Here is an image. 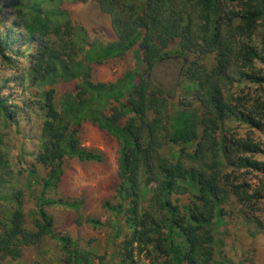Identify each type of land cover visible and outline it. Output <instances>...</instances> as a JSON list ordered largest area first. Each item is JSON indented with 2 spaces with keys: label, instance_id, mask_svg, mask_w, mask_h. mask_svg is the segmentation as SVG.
<instances>
[{
  "label": "trees",
  "instance_id": "16d2710c",
  "mask_svg": "<svg viewBox=\"0 0 264 264\" xmlns=\"http://www.w3.org/2000/svg\"><path fill=\"white\" fill-rule=\"evenodd\" d=\"M88 3L109 38L62 9ZM129 54L117 79L93 81ZM171 59L177 97L152 81ZM2 68L0 264L49 246L52 264H256L235 252L264 230V0H0ZM86 122L118 147L104 221L58 192L67 162L103 161ZM6 137L20 138L13 163ZM58 209L105 231L103 254L57 234Z\"/></svg>",
  "mask_w": 264,
  "mask_h": 264
},
{
  "label": "rangeland",
  "instance_id": "374dc122",
  "mask_svg": "<svg viewBox=\"0 0 264 264\" xmlns=\"http://www.w3.org/2000/svg\"><path fill=\"white\" fill-rule=\"evenodd\" d=\"M62 9H66L74 17L76 23L83 24L89 30L90 34L93 32L102 39L110 37V35L108 36V24L104 21L103 16L97 13L94 3L63 4ZM129 55L130 57L123 62L110 64L96 71L93 69V81L111 82L117 79L125 69L130 68L131 64H133L132 60L134 56L132 54ZM179 68L180 61L178 59H171L159 63L152 74L153 83L164 90L167 95L172 94L174 96L175 94V97H177L178 94H184V89L179 87L177 82ZM3 69H0V83L2 81L1 79L7 76V72H4L5 69ZM73 86L74 83L62 84L57 87V90L59 94H62L63 92L69 91ZM17 96L18 94L14 93L11 99ZM80 137L82 144L86 148L97 151L102 156L103 161L98 164H81L76 161L67 162L58 192L68 199L81 201L83 204L82 211L85 217L99 218L101 221H104V218L108 215L105 213L102 205L106 202L112 203L115 201L114 190L118 185V147L114 139L88 122L82 125ZM4 140L5 144L10 147H8V157L9 161L13 163L17 151L16 145L20 138L12 137L10 139L11 141H9L8 137H6ZM23 145L27 150L32 149L31 142L23 141ZM260 159L264 160V156L260 157ZM54 217L58 221L55 229L57 234L70 235L73 239H79L81 244L92 239L93 247L100 254H103L106 240L105 231L91 229L87 225L78 226L75 224L73 213L61 211V209L57 210ZM262 220L264 221V215L262 216ZM237 238L245 240L243 236L238 235ZM249 245L251 248H248ZM47 249L48 253L43 254L36 248H30L25 251L22 260L18 262L6 261L4 264H52L53 259L57 258L56 252L58 251L53 246H49ZM237 252L240 258L244 255L248 256V254H252L253 256L250 258H254L256 264H264V230L255 241H248L244 246L236 248L235 256Z\"/></svg>",
  "mask_w": 264,
  "mask_h": 264
}]
</instances>
